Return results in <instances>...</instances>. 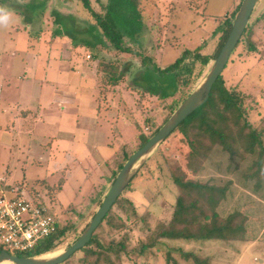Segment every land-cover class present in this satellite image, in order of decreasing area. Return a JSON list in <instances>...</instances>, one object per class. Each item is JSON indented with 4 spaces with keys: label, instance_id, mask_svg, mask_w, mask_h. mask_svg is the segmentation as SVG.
<instances>
[{
    "label": "rangeland",
    "instance_id": "374dc122",
    "mask_svg": "<svg viewBox=\"0 0 264 264\" xmlns=\"http://www.w3.org/2000/svg\"><path fill=\"white\" fill-rule=\"evenodd\" d=\"M29 1L0 0V5L13 11L12 22L0 26V99L10 106L8 120L0 112V130L5 132L3 137L9 145L0 142V192L8 191L2 189L4 186L16 189L23 185L27 195L55 211L65 233L55 242L50 253L53 257L85 230L115 179L114 173L125 163V156L130 157L140 147V136L152 137L204 80L226 39L221 28L226 20L233 23L232 14L237 13L242 0H139L145 27L140 45H129L134 52L151 56L159 68L169 66L185 50L193 52L198 48L202 55L210 57L205 66L195 63L190 77L185 72L182 78L188 80L187 84H180L179 91L165 101L131 87L132 78L142 68L138 56L98 49L96 61L90 51L73 47L68 38H52L53 10L72 14L81 28L88 24L90 17L80 3L48 0L36 25L35 12L26 6ZM92 4L99 10L95 0ZM31 17L34 19L26 24ZM30 26L32 30L42 28L40 38H31V43ZM247 27L248 32L221 75L226 88L242 97L243 118L260 134L261 156L257 147L252 152L246 150L241 138L230 132V125L221 126H225L224 146L217 140L211 144L207 135L192 129L198 134L197 140L191 137L196 140L193 147L197 154L190 148L189 138L172 134L138 170L123 194L126 206L119 202L112 209L116 219L121 220L117 222L124 223L123 228L111 229L104 224L98 231L106 240L117 242L125 234L127 252L143 244L152 231L172 217L178 197L173 177H187L225 188L222 205L216 212L219 218L231 214L238 219L240 215L249 216L247 240L211 243L212 263L264 264V0H258ZM249 40L254 47L251 52L247 49ZM53 43L57 45L50 51ZM112 63L116 67L110 72L106 67ZM58 64L72 66L75 73L59 74ZM192 64L189 56L181 66L189 68ZM123 67L127 74L122 84L108 87L112 72L118 73ZM33 76V84L22 91L23 82ZM7 82L15 89L13 92L5 90ZM62 99L65 102H60ZM18 105L23 106L20 108L24 114L28 107L45 121L35 123L33 119L37 118L32 115L28 122H17L13 127L11 115ZM53 136L63 140L56 148ZM231 147L234 155L229 153ZM70 149L81 156L70 157ZM259 158L260 170L256 165ZM128 201L135 206V216ZM205 246L165 240L162 251L148 250L149 255L143 257L128 253L115 264H166L168 249L182 248L202 255L207 254ZM172 255L178 264H191ZM83 263L77 253L62 264Z\"/></svg>",
    "mask_w": 264,
    "mask_h": 264
},
{
    "label": "trees",
    "instance_id": "16d2710c",
    "mask_svg": "<svg viewBox=\"0 0 264 264\" xmlns=\"http://www.w3.org/2000/svg\"><path fill=\"white\" fill-rule=\"evenodd\" d=\"M68 1L80 3L82 8L88 13L90 20L85 27L81 28L76 17L72 14L60 13L58 10H53L50 13V16L53 18L52 38H68L73 47H81L90 51L91 57L96 61L99 58V53L96 52L98 49L112 50L116 52L117 55L134 54L138 56L142 68L138 70L132 78L131 87L139 90L142 94H148L161 101H165L173 97L179 91L180 84H187L188 80L184 81L182 77L185 72L190 77L195 63L205 66L210 61V57L202 55L200 49L197 48L193 52L189 50L183 51L169 66L166 68H159L151 56H144L143 53L134 52L129 45H140V39L145 27L143 16L139 9V0H95L99 10L93 7L92 0ZM47 3L48 0H30L27 2L26 6L28 5V7L32 8V12H35L37 18V22L33 24L37 25L38 21L42 19ZM235 15L236 11L232 14V18H235ZM31 19L34 18H27L26 24H28ZM231 26V21L226 20V22H224L221 28L224 38L227 37ZM41 29L42 28L36 27L32 30L31 27L30 30H28L29 39L38 40L42 31ZM248 29L249 28L246 27L242 37H245ZM247 49L250 52L254 51V47L250 40L247 41ZM189 56L192 58L193 64L189 68L188 66L182 67L181 65ZM115 67L116 66L112 63L111 67L107 66L106 68L111 72L115 70ZM126 74V67H123L118 73L112 72L110 78L111 85L107 86L112 88L119 86L122 84V80L125 78ZM241 99L242 97H239L237 92L226 88L221 75L213 85L208 101L189 116L172 134L179 133L185 139L189 138L190 148L197 154V150L193 147V143H196L198 134L193 133L192 129L197 128L200 132L207 135L212 142L211 144L217 140L220 145L224 146V128L230 125L233 128L230 132H234L236 136L241 138L246 150L252 152L257 147L259 153L263 152L260 134L252 129L249 124H246L243 118ZM222 125H225L224 128H221ZM158 130L159 129H157L154 134ZM191 137L196 138V140H192ZM140 138L141 144L139 148L151 137L140 136ZM229 153L230 155H234L235 150L233 147L230 148ZM261 154L262 153L259 155L261 156ZM130 157L125 156L124 161L126 162ZM123 165L118 167V171L114 173V177H116ZM256 165L260 170L262 167L261 158L256 161ZM173 184L178 190V197L176 198L170 221L166 224H161L156 230L152 231L151 235L143 244L137 248L131 249L132 253L127 252L125 234L122 240L114 242V240H106L103 234L98 233L104 224L111 229L121 230L123 228L124 223H118L117 221L121 220H117L112 214V209L118 205L119 202H124L125 205L123 206H126L127 202L123 200V193L92 234L90 242L75 254H81L82 262H84L83 264H115L120 261L122 257L128 255V253L135 257H143L149 255L148 250L153 249L162 251L161 248L165 240L171 242L183 241L192 244L199 243L206 245L205 247L207 248H205V251H207V254L200 255L196 254V252L184 251L182 248H172L166 250V264H169V261H173L172 257L174 255L172 254L179 255L182 260L191 264H213L212 261L214 256H209L211 254L210 250L214 247L211 243L244 242L247 240L246 224L249 216L242 214L243 216L240 215L238 219L237 215L231 214L226 218H219L216 213L217 209L222 205L221 201H223L222 196L225 193V188L179 176L173 177ZM7 187L8 186H4L2 189L9 190L6 189ZM17 188L23 190L25 186L20 185V187ZM28 196L30 195L28 194ZM30 197L36 198L33 196ZM38 200L42 202L40 199ZM128 204L133 209L129 207L131 214L135 216V206L129 201ZM205 204L206 208L204 207ZM52 211L58 220L56 233L40 241L33 250L20 253L17 256L36 257L50 254L54 250L55 242L63 237L65 229H62L59 218L55 211ZM172 264H178V262L175 260Z\"/></svg>",
    "mask_w": 264,
    "mask_h": 264
},
{
    "label": "water",
    "instance_id": "95a60500",
    "mask_svg": "<svg viewBox=\"0 0 264 264\" xmlns=\"http://www.w3.org/2000/svg\"><path fill=\"white\" fill-rule=\"evenodd\" d=\"M257 2L258 0H242L235 15L231 29L204 80L192 93L188 95V97L180 104L171 117L159 128V130L146 143H144L141 148L136 150L124 163L89 224L78 239L66 250L50 258H45L44 255L36 257H19L6 252H0V264L4 262H9L11 264H62L90 242L92 234L101 224L117 199L128 188L147 158L189 116H191L197 109L208 101L211 89L223 73L231 54L241 40Z\"/></svg>",
    "mask_w": 264,
    "mask_h": 264
},
{
    "label": "built area",
    "instance_id": "2783aa9c",
    "mask_svg": "<svg viewBox=\"0 0 264 264\" xmlns=\"http://www.w3.org/2000/svg\"><path fill=\"white\" fill-rule=\"evenodd\" d=\"M0 193V252L17 256L56 233L58 220L43 202L18 188Z\"/></svg>",
    "mask_w": 264,
    "mask_h": 264
},
{
    "label": "crops",
    "instance_id": "0c3cea01",
    "mask_svg": "<svg viewBox=\"0 0 264 264\" xmlns=\"http://www.w3.org/2000/svg\"><path fill=\"white\" fill-rule=\"evenodd\" d=\"M28 42L29 43H31L30 42V39H28ZM55 42V41H54ZM30 45V44H29ZM56 43H53L49 48H50V51H53L54 50V48L56 47ZM64 63V62H63ZM75 63H76V61H75ZM69 65L71 64L72 65V62L70 61L69 63H68ZM61 68V69H60ZM68 68L70 69V68H72V66L70 67V66H68ZM67 67H64V66H62L61 64H58V70H59V74H65V75H67L68 73H71V72H74V71H72L71 69H70V72H68V71H66L67 69H68ZM75 73V72H74ZM81 74V73H80ZM34 76H35V74H34ZM34 76H33V78L31 79V80H28V81H25V82H23V83H25V84H23L22 85V91L24 90V88L26 89L27 87H29V85L30 84H33V83H31V81H34ZM6 85V87H5V90L7 91V92H9L11 89V91L13 92L15 89H13L12 87H11V83H6L5 84ZM10 91V92H11ZM27 92H29V88H28V90H27ZM1 94H3V91H2V89L0 90V95ZM18 95H19V93H18ZM21 95L23 96L24 95V92L23 93H21ZM63 101H60V102H65V99H62ZM95 101V100H94ZM94 104H95V102H94ZM62 105V104H61ZM96 105V104H95ZM19 106V108H18V110H16L15 112H13L12 113V115H11V111L13 110V109H15V108H13L11 111H10V115H11V124H12V121L14 122L13 123V127L15 126L16 127V125H17V122H18V125L19 124H22V123H24V122H28L29 121V119H31V116L32 115H34L33 116V118H37V119H33V122H35V123H38V122H41V121H43L42 119H41V117H39V114H37V115H35V114H32L31 112H33L34 113V111L32 110V109H30V108H28V107H26V111H24L25 112V114L22 112V109L20 108V107H23L22 105H18ZM10 106L7 104V102L6 101H1V99H0V112L2 111V113H3V117H5V120L7 119L8 120V118H10L9 117V115H8V111L10 110V108H9ZM95 112L97 113V110H96V107H95ZM28 113V114H27ZM22 114H24V115H22ZM43 114V113H42ZM45 121V120H44ZM32 122V123H33ZM11 126V125H10ZM13 127L11 128V129H13ZM102 128V127H101ZM5 132H3V131H1L0 130V142H2V145H5V146H9V145H7L6 144V142H5V138L3 137V134H4ZM28 133V132H27ZM30 133V132H29ZM12 134H14V133H12ZM52 139H53V145H54V148H56L57 146L56 145H59L61 142H63V140L62 139H58V137L57 136H53L52 137ZM72 141V140H71ZM70 144H71V142H69ZM70 144H68L69 145V147H72V149H73V146H75V144L73 143L71 146H70ZM61 145V144H60ZM76 147V146H75ZM72 149H70V151H71V156L70 157H72V158H75L76 156H81L80 154L79 155H77L76 153H72L73 151H72ZM69 151V152H70ZM53 152V151H52ZM9 183V182H8Z\"/></svg>",
    "mask_w": 264,
    "mask_h": 264
},
{
    "label": "clouds",
    "instance_id": "9594fccd",
    "mask_svg": "<svg viewBox=\"0 0 264 264\" xmlns=\"http://www.w3.org/2000/svg\"><path fill=\"white\" fill-rule=\"evenodd\" d=\"M13 20V11L7 6L0 5V26H7Z\"/></svg>",
    "mask_w": 264,
    "mask_h": 264
},
{
    "label": "bare ground",
    "instance_id": "6f19581e",
    "mask_svg": "<svg viewBox=\"0 0 264 264\" xmlns=\"http://www.w3.org/2000/svg\"><path fill=\"white\" fill-rule=\"evenodd\" d=\"M56 256V255H55ZM44 257L45 258H50L51 257V254H46V255H44ZM2 264H11V263H9V262H4V263H2Z\"/></svg>",
    "mask_w": 264,
    "mask_h": 264
}]
</instances>
